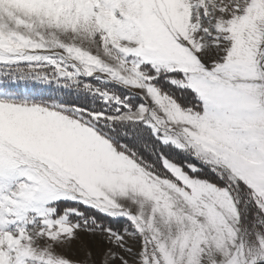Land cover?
Instances as JSON below:
<instances>
[{"label": "snow or ice", "instance_id": "snow-or-ice-1", "mask_svg": "<svg viewBox=\"0 0 264 264\" xmlns=\"http://www.w3.org/2000/svg\"><path fill=\"white\" fill-rule=\"evenodd\" d=\"M0 264H264V0H0Z\"/></svg>", "mask_w": 264, "mask_h": 264}, {"label": "rangeland", "instance_id": "rangeland-1", "mask_svg": "<svg viewBox=\"0 0 264 264\" xmlns=\"http://www.w3.org/2000/svg\"><path fill=\"white\" fill-rule=\"evenodd\" d=\"M65 254L75 260L84 261L85 259L84 251L80 249L79 245L74 246L71 252H66Z\"/></svg>", "mask_w": 264, "mask_h": 264}]
</instances>
